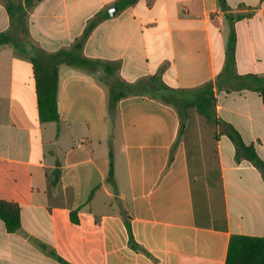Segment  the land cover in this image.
<instances>
[{
  "label": "crops",
  "instance_id": "crops-1",
  "mask_svg": "<svg viewBox=\"0 0 264 264\" xmlns=\"http://www.w3.org/2000/svg\"><path fill=\"white\" fill-rule=\"evenodd\" d=\"M124 1L41 0L22 21L0 0V199L21 207L0 264H226L232 236L264 237V0ZM32 57L59 68L58 122Z\"/></svg>",
  "mask_w": 264,
  "mask_h": 264
},
{
  "label": "trees",
  "instance_id": "trees-1",
  "mask_svg": "<svg viewBox=\"0 0 264 264\" xmlns=\"http://www.w3.org/2000/svg\"><path fill=\"white\" fill-rule=\"evenodd\" d=\"M10 17L18 16L23 21L25 8L34 6L41 0H3ZM131 0H125L124 5L128 6ZM6 34H0V48L6 44H12ZM33 73L36 81V93L38 101V110L40 120L46 122H58L60 114L58 110V92H59V68L50 67L40 59L32 57ZM264 103V86L259 88ZM126 94H115L109 92L107 99L108 123L110 129V171L108 183L114 184V163L111 143L116 129L118 117V102ZM166 103H172L168 98L163 99ZM200 107V105L198 104ZM200 111V110H199ZM249 157L253 161L259 158L252 152L250 147ZM258 162V161H257ZM264 167V165H263ZM130 233V246L134 250H139L135 242L132 229L131 218L125 211H122ZM0 220L5 223L8 232H16L21 228V207L17 202L0 199ZM226 264H264V237H254L245 235H234L230 239Z\"/></svg>",
  "mask_w": 264,
  "mask_h": 264
},
{
  "label": "rangeland",
  "instance_id": "rangeland-1",
  "mask_svg": "<svg viewBox=\"0 0 264 264\" xmlns=\"http://www.w3.org/2000/svg\"><path fill=\"white\" fill-rule=\"evenodd\" d=\"M201 121L203 122L205 119H202ZM214 127V125L205 126L203 127L202 133L206 136H209L212 133V130H214Z\"/></svg>",
  "mask_w": 264,
  "mask_h": 264
},
{
  "label": "built area",
  "instance_id": "built-area-1",
  "mask_svg": "<svg viewBox=\"0 0 264 264\" xmlns=\"http://www.w3.org/2000/svg\"><path fill=\"white\" fill-rule=\"evenodd\" d=\"M79 147H81L82 149H84V147H83V146H79Z\"/></svg>",
  "mask_w": 264,
  "mask_h": 264
}]
</instances>
